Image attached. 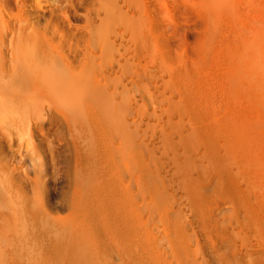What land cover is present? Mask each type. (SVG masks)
I'll return each instance as SVG.
<instances>
[{"label":"bare ground","instance_id":"6f19581e","mask_svg":"<svg viewBox=\"0 0 264 264\" xmlns=\"http://www.w3.org/2000/svg\"><path fill=\"white\" fill-rule=\"evenodd\" d=\"M71 2L86 20L69 30L44 0L16 7L0 0V193L10 203L0 209V264H48L63 239L76 262L82 242L96 245L90 214L102 184L89 186L81 169L90 149L84 155L78 144L77 175L66 183L64 204L62 182L47 177L41 137L60 128L75 144L94 138V159L115 178L114 199L108 196L104 207L106 264H220L206 249L215 220L196 224L173 213V195L161 198L144 183L140 130L119 116L127 101L138 107L160 76L169 81L190 72L195 82H181L180 90L212 109L219 132L263 184L256 199L264 209V0ZM176 59L180 65L169 66ZM3 133H18L32 146L30 185L21 176L27 164L6 154Z\"/></svg>","mask_w":264,"mask_h":264},{"label":"rangeland","instance_id":"374dc122","mask_svg":"<svg viewBox=\"0 0 264 264\" xmlns=\"http://www.w3.org/2000/svg\"><path fill=\"white\" fill-rule=\"evenodd\" d=\"M44 1L50 13L58 12L62 15L60 19L69 30L85 23V11L80 6L73 5L71 0ZM19 2L20 0H11L15 7ZM66 13L68 16L64 17L63 14ZM179 65L178 59L169 62V66L172 67ZM189 74L190 72L174 75L169 81V78L160 76L153 86L143 92V99L138 107L134 108L131 102L127 101L121 110L123 114L119 118L129 120V124L135 123L140 130L141 171L144 183L156 189L161 198L170 197V193L173 195L172 198L175 200H169L173 213L182 217L189 216L196 224H206L209 218L215 220L214 226H208L206 249L209 248L217 254L218 263L220 261V264H264V209L257 205L256 199L257 189L263 184L250 172L251 167L248 163L236 155L231 145V137H224L219 132L210 111L212 109L200 104L190 93L180 90L181 82H195L196 76L192 78ZM200 80L202 83H209L207 79ZM171 90L176 91L173 98L167 95ZM261 116L264 117V112ZM106 119L108 122L115 120L113 117ZM260 119L264 121V118ZM3 134L6 154L9 157H17L18 163L23 164L24 161V164H27V170L22 172L21 176L30 185V179L36 173H34L36 169L31 165L34 157L31 160L29 158L34 154L32 146L18 133ZM41 140L47 177L51 181L58 177L63 185L59 186L60 202L63 203L67 199L64 196L68 197L72 185L70 182L77 175L75 161L81 143L84 155L91 151V155L84 156L86 161L81 166L85 183L94 187L95 180L102 184L101 190H98L92 199L90 214L92 224L96 226L98 233L96 245L92 248L87 246L86 249L82 242L77 248L75 262L67 246L68 241L63 239L57 250L51 249L54 250V255L47 263L106 264L109 241L104 207L108 203L106 200L108 196L110 198L113 196L114 199L116 181L110 176L112 174L106 172L94 159L96 157L93 153L98 151L92 145L97 142L92 138L93 142L88 140L91 142L75 144L66 128L55 130L49 137L42 134ZM51 148L57 149L54 158L51 156ZM197 189L207 194L194 196L192 193ZM2 193L0 209L6 212L9 210L7 208H10V203L6 200L4 203L5 195ZM62 193L65 195L62 196ZM6 203L9 205L5 207ZM33 243L38 244L39 240L34 239ZM241 247L244 249L239 255Z\"/></svg>","mask_w":264,"mask_h":264}]
</instances>
